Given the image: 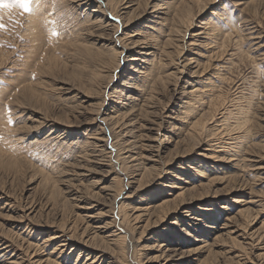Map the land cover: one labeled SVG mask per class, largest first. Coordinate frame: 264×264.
Returning a JSON list of instances; mask_svg holds the SVG:
<instances>
[{"label":"rangeland","instance_id":"1","mask_svg":"<svg viewBox=\"0 0 264 264\" xmlns=\"http://www.w3.org/2000/svg\"><path fill=\"white\" fill-rule=\"evenodd\" d=\"M0 17V264H264V0Z\"/></svg>","mask_w":264,"mask_h":264},{"label":"bare ground","instance_id":"2","mask_svg":"<svg viewBox=\"0 0 264 264\" xmlns=\"http://www.w3.org/2000/svg\"><path fill=\"white\" fill-rule=\"evenodd\" d=\"M116 2V1H115ZM128 2V1H127ZM108 4V3H107ZM115 4V3H114ZM128 4H130V3H128ZM111 5V4H110ZM117 5V4H116ZM131 5V4H130ZM127 6V5H126ZM129 6V5H128ZM127 6V7H128ZM121 8V7H120ZM180 8V7H179ZM115 10V9H114ZM134 10V8L132 9V11ZM130 12H131V10H130ZM124 13V12H123ZM126 13V12H125ZM128 14V13H127ZM129 15V14H128ZM140 17H142L141 15H140ZM133 18H135L136 19V17H133ZM133 18H131V19H133ZM133 21V20H132ZM128 22V21H127ZM127 24V23H126ZM125 26V25H124ZM134 43V42H133ZM146 43V42H145ZM136 44V43H135ZM142 44V43H141ZM148 44V43H147ZM133 45V44H132ZM136 47V46H135ZM151 48V47H150ZM141 50H144V51H142V52H140ZM148 50H149V46L148 45H142L141 46V48H140V51H138V52H136L137 53V57L135 56H131V58H130V60L132 61V64L133 63H136V64H138V62L137 61H141V59L142 58H139V56L141 55V54H148ZM117 57V56H116ZM141 57V56H140ZM206 171V170H205ZM208 174V173H207ZM208 177V176H207ZM221 178H217V179H212V180H208L207 182H205V184L203 185V186H216L217 184H221L220 182H221ZM170 186H172V185H170ZM169 186V187H170ZM204 188H206V187H204ZM190 188H187V189H184V188H181L180 189V193L179 194H176V196H181L180 194H183L185 191H188ZM183 190V191H182ZM206 191H207V188H206ZM208 191H209V187H208ZM187 194V193H186ZM191 195V194H190ZM208 196V195H207ZM164 202H166V201H164ZM165 204H167V203H164V205ZM161 205H162V203H161ZM176 205V204H175ZM182 205H183V203H182ZM181 205V206H182ZM170 206V205H169ZM172 206V205H171ZM174 206V205H173ZM82 207V206H81ZM167 208H169V207H167ZM180 208H183V207H180ZM211 208H207L206 210H203V212L204 211H209ZM165 211V210H164ZM170 211V210H169ZM208 213V212H207ZM164 214H165V212H164ZM205 214H206V212H205ZM209 215V214H208ZM187 216V215H186ZM205 216V215H204ZM188 219V218H187ZM192 220H199L198 218H196V217H192L191 218ZM216 219V218H215ZM216 221V220H215ZM174 222V221H173ZM171 223V224H169V225H175V222L174 223ZM213 223H214V221H213ZM212 224V223H211ZM168 225V226H169ZM211 227H212V225H211ZM206 228V227H205ZM169 230V229H168ZM163 232H165L166 230L165 229H163L162 230ZM186 235V234H185ZM195 239V238H194ZM194 241H198V239H195ZM203 249V247L202 246H199V247H196V248H193L192 250H189L188 252H194V251H198V250H202ZM165 251H168V250H165ZM170 252V251H169ZM179 259H181V257H179Z\"/></svg>","mask_w":264,"mask_h":264},{"label":"snow or ice","instance_id":"3","mask_svg":"<svg viewBox=\"0 0 264 264\" xmlns=\"http://www.w3.org/2000/svg\"><path fill=\"white\" fill-rule=\"evenodd\" d=\"M38 3L39 0H36ZM32 4L33 0H0V10L2 9H11L13 7H18L22 9L25 13H29L32 11ZM0 20H2V17H0ZM5 25L4 23L0 22V29H4ZM55 31L52 32V35H57ZM9 123H12L11 120H9Z\"/></svg>","mask_w":264,"mask_h":264}]
</instances>
